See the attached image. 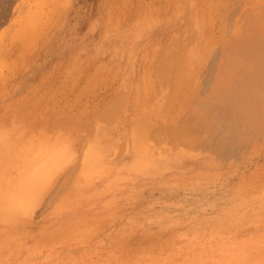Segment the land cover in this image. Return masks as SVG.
Listing matches in <instances>:
<instances>
[{
  "label": "rangeland",
  "instance_id": "374dc122",
  "mask_svg": "<svg viewBox=\"0 0 264 264\" xmlns=\"http://www.w3.org/2000/svg\"><path fill=\"white\" fill-rule=\"evenodd\" d=\"M263 15L264 0H0V195L41 145L63 149L29 206L1 204L0 264H264V122L240 125L231 53L247 35L264 49Z\"/></svg>",
  "mask_w": 264,
  "mask_h": 264
},
{
  "label": "bare ground",
  "instance_id": "6f19581e",
  "mask_svg": "<svg viewBox=\"0 0 264 264\" xmlns=\"http://www.w3.org/2000/svg\"><path fill=\"white\" fill-rule=\"evenodd\" d=\"M245 32L246 31H244V34ZM241 33L239 34L241 35ZM239 34H237V36H239ZM247 36L245 37V39H241L239 36L241 40L239 41L238 47H235L234 45V52H230L234 57L232 60V65L237 72L236 75H239V77L243 76V78L240 79L241 81H243V83L246 80V84H244V86L248 87L247 92L244 91L245 95L242 96L247 100V105L242 107L240 105L238 106V114L241 115L242 112L246 114L242 116L245 119L241 120L242 117L239 115L240 118L238 120L242 128H245L246 131L248 130L249 132H251L252 129L259 128L264 122V49L261 47L262 50H259L257 45H254L255 43L253 40V36L250 35L248 38ZM256 37L255 40L257 39ZM226 58L223 61H226ZM181 61H179L180 65L182 64ZM229 74H227L226 77H228ZM233 76H235V74ZM233 76L230 75L229 78ZM232 79H234V77ZM232 79H228L230 82L229 84H231ZM257 104L259 106H262L263 109L253 110ZM231 110H235L236 112L235 108ZM238 114L235 115V117H238ZM222 115H219V117H222ZM226 116H224L223 118H225ZM228 117H226V119ZM231 118L234 117L232 116ZM227 120L225 122H227ZM234 122H229L231 124H228L230 125L229 127L233 128L231 131H236L235 129H238L239 127V124L236 121ZM29 146L31 147L30 144L28 145V147H26L25 154H29L31 152V148ZM61 146L46 148L44 145H41L38 150V155L35 156L37 157L36 159L34 157L27 158L26 165L23 167V169L20 170L21 176L19 181L12 184L6 192L0 195V206L1 204H6V206L12 207H18L20 205L23 207L29 206L31 201L44 191V188L48 184L49 179H51L52 175H54L55 171L58 169V162L56 161V157H59L61 154H63V149ZM87 157L88 160L86 159V162L89 165L84 170V175H87L86 172L91 171L92 165H95L96 163L95 154L93 152ZM59 158H61V156ZM4 164L8 166V164L5 163V160L0 159V170L4 166ZM25 169H28L27 173L24 172ZM0 190H3V188H0Z\"/></svg>",
  "mask_w": 264,
  "mask_h": 264
}]
</instances>
